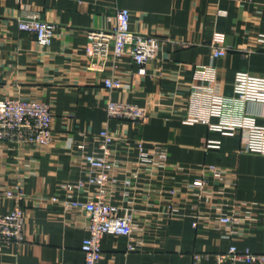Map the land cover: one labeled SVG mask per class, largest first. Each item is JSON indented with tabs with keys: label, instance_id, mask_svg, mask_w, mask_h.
Segmentation results:
<instances>
[{
	"label": "crops",
	"instance_id": "obj_1",
	"mask_svg": "<svg viewBox=\"0 0 264 264\" xmlns=\"http://www.w3.org/2000/svg\"><path fill=\"white\" fill-rule=\"evenodd\" d=\"M118 7L130 9L132 30L161 40L145 74L128 55L103 62L85 52L88 30L111 28ZM27 10L56 24L51 45L40 44L34 34L18 27V17ZM213 44L226 46L225 55L214 57ZM238 72L264 76V0H0V98L47 102L54 133L50 145L0 140V188L20 181L27 195L22 202L25 242L0 241V264H83L86 212L65 210L51 196L63 195L61 183L85 177L75 145L85 140L89 150L97 148L98 135L106 127L122 140L165 144L169 162L180 168L166 172L163 180H148L143 174L141 188H154L149 200L141 189L131 200L119 190L113 201L136 211L144 242L140 250L128 251L127 236L106 234L101 241L102 264H192L197 251L211 255L199 264H216L214 254L226 252L231 243L264 252V154L240 151L246 127L223 131L226 125L246 124L249 116L264 125V102L238 98ZM110 76L119 78L122 86L106 87L103 80ZM207 90L227 99L222 115L209 116L222 128L188 120L199 113L208 116L199 99ZM109 100L140 104L148 118L142 122L110 118ZM211 140L219 141L220 147H209ZM116 148L118 157L125 159L126 142ZM130 153L134 158L136 150ZM205 164L234 170L235 196L260 205L237 212L253 211L256 218L250 225L238 224L239 232L230 238L223 234L229 230L192 225L191 204L197 198L190 184L200 177L197 168ZM163 187V193L156 192ZM174 187H179L180 195L173 197L178 211L169 215L172 197L167 190ZM14 204L15 199L4 198L2 211H10Z\"/></svg>",
	"mask_w": 264,
	"mask_h": 264
},
{
	"label": "built area",
	"instance_id": "obj_2",
	"mask_svg": "<svg viewBox=\"0 0 264 264\" xmlns=\"http://www.w3.org/2000/svg\"><path fill=\"white\" fill-rule=\"evenodd\" d=\"M218 13L224 14V11L219 10ZM130 17L129 8L118 7L111 28L88 30L85 52L92 59L103 62L109 58L116 60L128 55L139 64V73L145 74L146 64L157 55L161 40L157 36L132 30ZM17 21L18 27L22 31L34 34L40 44L49 46L53 43L56 24L44 20L39 12L27 10L18 17ZM226 50L227 47L224 45H212L214 57L224 56ZM103 81L109 89L122 86L120 79L114 76L106 77ZM235 90L242 101L264 102V76L238 72L235 78ZM199 99L200 105H203V108L207 107L208 116L199 113L188 120L202 121L212 128H222L223 126L219 124H213L209 116L224 113L226 97L207 90L200 93ZM106 109L110 118L133 122H142L148 118L147 109L133 102L109 100ZM246 119V124L226 125L224 127L228 129L223 131L233 133L240 126L246 127L248 134L240 151L264 154V125L258 124L254 116ZM98 136L100 142L95 149L89 150L85 140L78 141L75 145V152L86 173L85 177L61 183L59 190L63 191V195L60 192L51 196V200L60 203L65 210L86 212L88 234L81 244L84 252L83 264H102L101 241L106 234L127 236V250H140L144 239L143 232L136 226V211L130 206L114 203V197L122 188L123 197L131 200L134 197L133 193L141 189L143 197L149 200L154 188L145 186L144 190L141 188L143 174L148 180H152L165 177L166 172L180 168L169 162V152L163 143L155 141L147 146L143 139L122 140L111 133L108 127L103 128ZM0 140L38 145L52 144L53 112L50 104L42 100L22 97L0 98ZM121 141L127 144L125 159L117 155L116 145ZM208 146L218 148L220 142L211 140ZM133 150H136V155L130 158V151ZM197 171L200 177L190 184L193 195L197 198V200L193 199L191 204L194 210L193 227L196 228L203 223L222 232L229 230L228 233L223 234L230 238L237 234L238 224L250 225L251 220L256 218L253 215L255 212L249 211L244 215H239L237 212L242 211L243 208H259L260 205L256 202L240 200L235 196L236 172L215 164H205L197 168ZM156 192L163 193L164 187ZM167 192L172 197L168 214L175 215L178 205L174 204L173 197L179 194V187L170 188ZM26 197L20 181L11 187L0 188V241L24 244L25 214L22 202ZM4 198L15 199L10 211H2ZM229 204L231 207L228 209ZM205 256L211 255L209 252H194L192 264H199ZM214 259L216 264H223L226 260L264 264V252H254L249 248L240 249L235 243H231L226 252L215 253ZM58 264L68 263L60 261Z\"/></svg>",
	"mask_w": 264,
	"mask_h": 264
}]
</instances>
